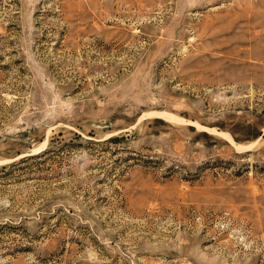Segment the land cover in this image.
Listing matches in <instances>:
<instances>
[{
	"label": "rangeland",
	"instance_id": "1",
	"mask_svg": "<svg viewBox=\"0 0 264 264\" xmlns=\"http://www.w3.org/2000/svg\"><path fill=\"white\" fill-rule=\"evenodd\" d=\"M0 264H264V0H0Z\"/></svg>",
	"mask_w": 264,
	"mask_h": 264
}]
</instances>
